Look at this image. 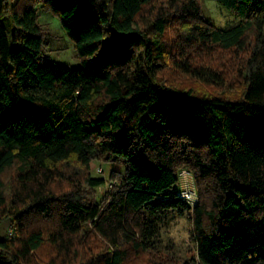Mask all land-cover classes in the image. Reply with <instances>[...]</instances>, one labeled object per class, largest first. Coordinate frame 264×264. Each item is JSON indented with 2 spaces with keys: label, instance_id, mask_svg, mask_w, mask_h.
Returning a JSON list of instances; mask_svg holds the SVG:
<instances>
[{
  "label": "trees",
  "instance_id": "trees-1",
  "mask_svg": "<svg viewBox=\"0 0 264 264\" xmlns=\"http://www.w3.org/2000/svg\"><path fill=\"white\" fill-rule=\"evenodd\" d=\"M216 1L240 22L200 0H0V264H264V0ZM38 4L79 67L45 61ZM182 169L194 207L158 199ZM167 211L194 256L160 252L148 215Z\"/></svg>",
  "mask_w": 264,
  "mask_h": 264
},
{
  "label": "rangeland",
  "instance_id": "rangeland-1",
  "mask_svg": "<svg viewBox=\"0 0 264 264\" xmlns=\"http://www.w3.org/2000/svg\"><path fill=\"white\" fill-rule=\"evenodd\" d=\"M200 5L203 15L218 28L227 29L240 22V18L221 6L216 0H200ZM36 10L38 14V23L48 34V42L44 48L45 61L52 65L62 66L68 69L79 67V56L75 51L73 41L61 27L59 14L50 8H43L40 4L36 5ZM174 83L182 87L185 86L184 81L183 83L182 81ZM234 87L235 86L224 83L218 87L215 92H232L235 90ZM206 89L210 90V92L212 91L210 87ZM100 168L102 169L101 171L99 170ZM89 170L92 175H100L107 178L111 170H122V164L119 162L110 164L100 162L99 160H93L90 162ZM11 171L12 170L6 172L4 177H8ZM185 179L182 184L180 179H178L173 189L191 186V179ZM148 218L152 220L156 228L155 239L162 254L179 259H186L194 256L195 239L190 221L186 214L167 211L159 215H148ZM10 225L11 223L9 221H4L2 223L0 236L7 234Z\"/></svg>",
  "mask_w": 264,
  "mask_h": 264
},
{
  "label": "built area",
  "instance_id": "built-area-1",
  "mask_svg": "<svg viewBox=\"0 0 264 264\" xmlns=\"http://www.w3.org/2000/svg\"><path fill=\"white\" fill-rule=\"evenodd\" d=\"M99 170L101 171L102 169L100 168ZM185 178L191 179V183H192V184H190L191 186L179 187L172 195H170V196L161 195L158 197V199L167 200L170 197H174V198H177V199H180V200L186 202L190 207H194L198 201V194L196 191L195 183L193 181V175L187 169H182L179 172V179L181 181V184ZM111 185L112 184L109 183L108 187ZM12 232H13V228H12V226H9L7 233L9 235H11Z\"/></svg>",
  "mask_w": 264,
  "mask_h": 264
}]
</instances>
